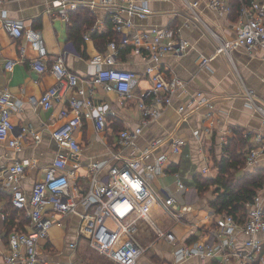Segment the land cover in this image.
<instances>
[{
  "label": "crops",
  "instance_id": "crops-1",
  "mask_svg": "<svg viewBox=\"0 0 264 264\" xmlns=\"http://www.w3.org/2000/svg\"><path fill=\"white\" fill-rule=\"evenodd\" d=\"M117 1L124 6L132 1L150 9V13L144 18L131 16L135 24L134 31L171 27L177 37L188 41L183 54L164 53L156 64L153 74L159 70L167 78L177 76L185 81V86L173 96L171 105L164 109L163 114L144 127L137 150H145L155 140L161 141L146 159L148 163H153L159 155L167 156L164 169L153 174L154 181L149 178L152 191L161 200L151 209V217L163 230L175 234L178 245L191 246L197 239L206 237L215 229L216 220L221 214L211 203L216 198V185L202 192L198 189L195 176L216 178L219 173L218 162L227 154L224 145L234 136V130L239 129L244 132L245 137L248 136V145L243 149L245 156L252 144L250 137L264 132L261 114L250 105L246 96V87L255 90L256 101L264 107V60L261 57L263 52H250L245 47H237L231 51V55L218 53V42L214 35L202 22L193 19L182 0ZM199 1L198 11L207 25L222 38H232L235 34V23L238 21L236 15L213 10L207 6L206 0ZM50 7L51 0H0V87L6 89L16 102L11 116L15 128L9 139L16 137L22 143V149L17 151L9 145L8 138L0 139V165L5 167L16 160L32 161L26 167L21 180V185L27 193H30L34 183L43 177L56 153L65 150L53 137V132L66 121V118L61 116V110L68 106L67 96L70 94L55 102L50 109L41 106L39 99L56 83L57 78L50 70L39 73L31 67L32 60L37 57L36 51L25 39L10 35L4 28V20H21L27 26L40 29L48 47L47 64L51 66L57 57L65 52L66 65L82 79L98 69L92 58L98 53L108 52L111 30H115L110 17L112 8L80 7L88 9L95 16V22L85 30L84 41H80L77 50L70 39L73 24L70 13L78 9L71 11L69 18L64 19L55 12H48ZM121 14L125 18L130 17L127 11L123 10ZM109 32L111 35L108 36ZM87 34L90 35L89 40L85 39ZM146 57L149 59L148 51H136L131 46L121 48L118 53L117 66L131 70L137 75L133 98L122 99L115 91L96 87L94 113L98 110L105 111L108 125L104 131L97 132L93 118L84 117L82 126L76 130L75 135L82 145V152L69 160L68 168L74 171L71 176L73 184L77 182L82 187L88 184L89 171L86 166L93 161L102 165L101 175L106 174L114 164L111 153L119 148L118 133L140 124L142 116L139 100L141 97L150 98L147 93L153 87V80L146 73L149 64ZM12 59L16 60V64L9 71L6 69V63ZM197 93L210 99L213 107H197L194 101ZM74 95L81 97L79 94ZM181 107L184 108L182 111ZM195 130H199L198 136L194 134ZM177 137L186 140L181 153H174L171 149L172 141ZM130 153L131 151H126L125 156L128 157ZM260 168L264 169V160L254 167L245 164L237 176ZM169 176L174 177L177 190L184 193L185 204L181 205L170 194L167 185L163 184L162 179ZM179 180L186 188L179 187ZM168 196L176 201L172 210L178 212L181 207L187 208L180 219L162 203ZM12 206L10 194L0 190V252L8 250L10 231L15 228L23 229L29 224V220L18 211L16 216L12 217ZM10 218L15 221L11 226L8 224ZM56 218L61 219L59 215ZM79 223L78 215H70L54 223L52 233L41 243L42 256L48 264H101L86 256L85 250L93 248L84 239H79ZM237 232L234 248L248 252L243 246V240L248 235L241 230ZM64 233L67 239L65 247L62 243ZM256 237L261 240L263 249L249 264H264V232H260ZM138 239L147 249L137 264H243L237 257L224 261L222 253L205 260L198 255L178 258L172 243L164 238L158 239L148 223H142L140 226ZM73 242L76 243L75 247L70 246ZM108 260V263L114 264L110 258Z\"/></svg>",
  "mask_w": 264,
  "mask_h": 264
},
{
  "label": "built area",
  "instance_id": "built-area-1",
  "mask_svg": "<svg viewBox=\"0 0 264 264\" xmlns=\"http://www.w3.org/2000/svg\"><path fill=\"white\" fill-rule=\"evenodd\" d=\"M182 1L193 19L202 22L214 35L218 42V53L231 55L234 48L245 47L250 52L262 51L261 57L264 60V0H238V21L234 26L235 34L230 39L222 38L207 25L198 11L199 0ZM206 3L213 10L231 12V0H206ZM84 6L90 9L112 8L110 17L119 37L109 41L108 52L93 56L92 60L98 65V69L85 79L68 68L65 52L51 66L47 64L49 52L40 29L27 26L21 20H4V28L10 35L25 39L36 51L37 57L32 60L31 67L39 73L50 70L57 78L56 83L39 99L41 106L50 109L55 102L70 95L67 96L68 106L61 110V116L66 121L53 132V137L65 150L56 153L43 177L34 183L31 192L27 193L23 189L21 180L32 161L16 160L5 167L0 165V190L10 194L13 207L29 220V224L23 229L15 228L8 233L9 247L6 252H0V264H48L42 256L41 243L48 239L49 230L55 222L70 215L80 217L79 239H84L90 247L107 255L114 264H137L138 259L146 252L147 247L138 239L142 223H148L158 239L164 238L172 243L178 258L198 255L205 260L222 253L224 261L237 257L243 264L251 263L263 249L261 240L256 236L264 232V186L246 204L247 212L242 222L231 214L221 213L216 220L215 229L206 237L197 239L191 246L178 245L175 234L163 230L151 217V209L161 200L152 191L149 178L164 169L167 156L161 154L153 163H148L146 159L161 141L155 140L140 151L137 150L138 140L144 127L158 119L164 109L171 105L173 96L185 86V81L177 76L167 78L159 70L153 74L156 64L164 53L183 54L188 41L177 37L171 27L134 31L135 24L131 16L144 18L148 16L150 9L132 1L124 6L117 0H51L48 12H55L68 19L71 11ZM123 10L127 11L129 18L122 16ZM85 39L89 40L90 35H85ZM127 46L149 53V59L145 58L149 62L146 73L152 78L153 87L147 93L150 98L141 97L139 100L142 120L137 127L126 128L118 133L119 148L111 153L114 164L106 174L101 175L102 165L93 161L86 166L89 171L88 184L84 187L77 182L73 184L71 176L74 171L68 168L69 160L82 152V145L75 135L76 130L82 126L84 117L93 118L97 132L104 131L108 125L105 111L98 110L94 113L96 87L115 91L122 99L134 97L136 73L117 66L119 50ZM15 64L16 60H9L6 69L11 71ZM246 96L250 105L261 114L264 123V107L256 101L255 90L246 87ZM194 101L197 107H213L212 101L201 93H197ZM15 103L12 95L0 87V139H9L14 131L11 116ZM183 109L180 108L181 111ZM194 134L198 136L199 130H195ZM250 138L252 144L246 152V165L254 167L264 160V132L256 133ZM9 145L17 151L22 149V143L16 137L9 139ZM185 145L186 140L177 137L173 139L171 149L174 153H181ZM126 151H131L128 157L125 156ZM178 185L186 188L180 180ZM162 203L177 219L187 211L184 207L179 208L178 212L172 210L176 201L171 196L163 199ZM57 215L61 219H57ZM238 230L248 235L243 240V246L248 252L234 248ZM70 246L75 247L76 243H70Z\"/></svg>",
  "mask_w": 264,
  "mask_h": 264
},
{
  "label": "trees",
  "instance_id": "trees-1",
  "mask_svg": "<svg viewBox=\"0 0 264 264\" xmlns=\"http://www.w3.org/2000/svg\"><path fill=\"white\" fill-rule=\"evenodd\" d=\"M231 1V14H235L238 18L239 2L238 0ZM70 17L73 22L70 29V39H72L77 48L79 47L80 41H84L83 34L85 30L94 24L95 16L88 9L79 7L76 12L70 13ZM111 34L110 32L108 34V36L111 35L110 40L119 38L115 30L113 32L111 30ZM247 137L244 136L243 131L239 129L234 130V136L224 145V150H226L227 154L218 162L219 173L216 178L207 179L201 176H195L198 189L202 192L208 190L210 186L216 185V198L211 203L217 212L231 214L241 222L247 212L246 204L264 186L263 168L245 173L242 176H237V173L246 164V156L243 149L248 145ZM12 213V217H15L17 210L13 208ZM13 219L10 218L11 221L8 220L10 226L15 222Z\"/></svg>",
  "mask_w": 264,
  "mask_h": 264
},
{
  "label": "rangeland",
  "instance_id": "rangeland-1",
  "mask_svg": "<svg viewBox=\"0 0 264 264\" xmlns=\"http://www.w3.org/2000/svg\"><path fill=\"white\" fill-rule=\"evenodd\" d=\"M152 181H154V179L152 178L151 179ZM162 182H163V184L164 185H167V188H168V191L170 192V194L172 195V196H174L176 199H177V201L181 204V205H183V204H185L186 202H185V199H184V193L183 192H181V191H178L177 190V186H176V184H175V179H174V177H172V176H169L168 178H166V179H162ZM153 183H155V182H153ZM155 185L157 186V184L155 183ZM54 225V224H53ZM56 227H57V225H56ZM52 227L50 228V230H49V235H50V233H52ZM62 243H63V246L65 247V245L67 244V239H66V235H65V233H64V235H63V241H62ZM85 254H86V256H89V257H92V258H94L98 263H101V264H106V263H108L109 262V260H108V257H107V255H105V254H103V253H99V252H97L96 250H94V249H89V248H87L86 250H85ZM111 262V261H110ZM108 264H110V263H108Z\"/></svg>",
  "mask_w": 264,
  "mask_h": 264
}]
</instances>
